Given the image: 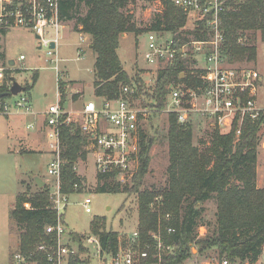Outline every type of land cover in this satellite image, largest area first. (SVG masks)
Wrapping results in <instances>:
<instances>
[{
	"label": "trees",
	"instance_id": "obj_1",
	"mask_svg": "<svg viewBox=\"0 0 264 264\" xmlns=\"http://www.w3.org/2000/svg\"><path fill=\"white\" fill-rule=\"evenodd\" d=\"M159 1L162 11L149 26L141 28L134 21L133 14L126 10L135 0H58L60 22L75 21L79 27L77 30L90 36V48L95 54V97L115 100L121 96L123 87L140 83L138 76L132 78L127 74L119 58L117 50L123 35L132 33L138 36L149 31L178 33L186 26L187 14L175 6L174 0ZM227 5L221 17L228 60L252 62L257 55V36L264 44V0H243L240 3L230 0ZM81 6L86 9L84 15H80ZM8 31L0 28V35ZM190 34L179 32L177 40L183 43ZM193 35L201 37L198 31ZM4 61L5 54L0 51V67ZM11 73L5 71L0 83V95L4 96L0 98V104L12 97L9 94ZM37 78L36 71L32 84L24 86L26 93ZM178 83L197 86L200 81L188 73L184 60L176 58L158 70L155 88L148 101L156 109H163L168 87ZM64 86L62 81L58 83L60 107L65 102ZM66 116L64 114L61 120ZM263 124L264 118L258 121L246 119L239 138L235 136V125L226 133L213 129L209 144L200 149L193 144V125H180L176 115L168 116L166 184L138 193V244L140 251L148 252V258L142 259L140 264H184L193 256V248L197 255L214 252L217 259L239 260L242 264H256L260 260L264 251V188L256 185V166L257 148L261 144L259 132ZM60 139V190L70 196L80 193L83 185L74 167L79 159L86 158L87 152L83 149L86 138L71 122L60 126ZM151 139L145 130H141L138 164L130 184L119 181L118 171L97 174L96 192H137L147 173ZM157 197L160 201H156ZM210 199L216 203L213 229L198 237V228L204 226L203 204ZM9 216L18 230V248L10 254L9 264H13L15 254L45 264L43 253L37 248L53 246L56 241L55 234L46 232V227L54 225L57 220V214L51 208L50 189L44 186L32 194L19 193ZM103 219H94L90 232L98 237L102 264H106L107 257L116 254L127 240L121 239L115 231H106ZM169 228L173 232L169 233ZM71 234L74 242L82 248L78 235ZM153 234L158 235L164 244L174 247L172 254L165 255L160 262L152 257L155 253ZM70 264H81V261L71 257Z\"/></svg>",
	"mask_w": 264,
	"mask_h": 264
},
{
	"label": "built area",
	"instance_id": "obj_2",
	"mask_svg": "<svg viewBox=\"0 0 264 264\" xmlns=\"http://www.w3.org/2000/svg\"><path fill=\"white\" fill-rule=\"evenodd\" d=\"M229 1L174 0L175 6L185 12L187 20L189 18L191 21L190 26L186 23L179 31L192 33L183 43L177 40L179 32L149 31L144 34L146 46L143 57L148 66L160 69L179 58L185 61L188 73L200 81L197 86L171 84L163 109H156L144 97L137 101L139 87L133 83L123 87L121 96L115 100L101 98L100 102H84L78 112L77 122H73L69 115L61 120L66 113L58 104L50 105L44 111V136L48 151L52 155L47 172L55 179V186L50 191V203L57 214L56 223L46 227L48 234H55V245H41L37 248L43 253L45 264H70L71 257L79 256L76 248L64 242V236L68 232L62 219L69 204V196L60 190L62 124L75 123L86 138L85 147L94 156L96 174L118 171L119 181L125 183V175L131 177L136 171L140 132L153 114H174L180 125H195L197 120H207L212 130L218 129L222 133L229 132L235 125L236 138H239L246 119L258 121L264 118V101L260 103L259 95L263 84L262 75L254 67L230 62L224 47L221 16L228 8ZM0 28L31 30L38 37L36 40L40 49H46V55L58 72L59 59L52 58L55 56L62 28L58 16V0H0ZM195 31L201 34L200 38L194 37ZM51 43L54 44L53 49L50 47ZM23 59V56L19 57V60ZM5 71L1 66L0 83ZM61 81L58 77L57 82ZM22 94L25 95H18L20 99L15 102L13 109L5 101L0 104V114L8 115L14 110L22 111L25 115H34L29 100ZM27 127L34 129L35 124H28ZM261 144L264 146V141ZM156 201H160V198L157 197ZM90 203V198H85L82 202L85 213H91ZM167 231L170 233L173 229L169 228ZM203 236L205 233L199 232L198 237ZM152 237L155 240V253L152 257L160 262L162 257L172 254L174 247L164 244L158 235L153 234ZM138 240V232L134 231L125 246H120L116 254L107 257L106 264H140L142 259L148 258L146 250L140 251ZM87 242L94 245L93 257L102 264L98 237L90 236ZM84 247L87 248L86 245ZM261 259L264 264V254ZM13 264H38V261H29L22 255L15 254ZM203 264L242 263L239 260L213 259Z\"/></svg>",
	"mask_w": 264,
	"mask_h": 264
},
{
	"label": "rangeland",
	"instance_id": "obj_3",
	"mask_svg": "<svg viewBox=\"0 0 264 264\" xmlns=\"http://www.w3.org/2000/svg\"><path fill=\"white\" fill-rule=\"evenodd\" d=\"M126 10L133 14L134 21L138 27L146 28L151 24L154 17L162 11V5L159 0H135L128 5ZM86 9L81 6L80 15H84ZM60 39L57 49L54 53L59 59L57 68L50 62L46 55V49H38V42L31 30L24 28L10 29L5 35H0V51L5 54V61L2 66L6 71H10L11 78L17 81L21 86L32 84V76L37 71L38 78L32 89L22 94L29 100L31 111L43 112L51 104L59 103L57 96V80L61 78L66 86L67 98L63 108L74 109L76 114H71V120H79V110L84 102L93 100L100 102L93 94V82L95 80V54L90 48L91 39L89 35L80 33L75 21L60 22ZM187 26L191 25L188 18ZM145 34V33H144ZM144 34L135 36L132 33L121 37L118 47V55L123 69L127 74L134 78L138 76L140 83L139 97L137 101L149 100L152 95L158 68L148 66L144 61V51L146 40ZM257 55L252 62H232L237 65H249L260 72L263 78V84L259 92L260 103L264 98V44L259 36L256 39ZM23 60H19L20 56ZM13 60L15 65L8 63ZM135 83V82H134ZM64 86V91H65ZM76 91L80 92L81 97L78 100L71 101L70 97ZM76 95H74L75 98ZM142 97V98H140ZM20 97L12 96L5 102L13 109L15 102ZM32 115H25L22 111L12 110L8 115L0 114V264H9L10 254L18 248V230L15 223L11 220L9 213L13 207L15 196L22 191L21 181L28 183L23 192L32 194L38 188L34 178L38 177L45 182L50 191L55 186V179L48 175V165L51 162L52 155L48 151L47 144L43 139V134L38 132V146H32L35 151H27L26 147L21 145L17 136L25 137L36 133L35 130L27 129L28 124H35L37 127L41 118L36 120ZM10 127L8 125L10 124ZM193 125V144L200 149L206 147L210 142V135L213 132L210 123L201 119ZM168 128V116L165 113H158L151 116L144 130L152 138V144L149 149V165L146 175L141 180L137 192L129 194H102L96 192V170L94 166V156L84 146L86 158L79 159L75 165L78 176L82 178L83 185L80 193H74L69 196V204L64 213V221L67 227V234L64 236V242L76 248L79 251L78 260L81 264H99L93 257L94 245L87 242V238L95 236L90 232L91 222L97 218H104V228L106 231H115L121 239L128 240L134 231H137L138 225V193L152 187H163L166 184V170L168 166V145L166 132ZM261 143L264 141V124L259 132ZM22 148V153L20 149ZM256 171L260 182L264 185V146L260 144L257 148V166ZM126 182L130 184L131 177L125 175ZM85 198H90L91 213H85L82 202ZM203 224L199 227V232L207 234L208 230L213 229L215 221L216 203L214 199L203 204ZM200 228H203L200 230ZM77 234L80 238V246L74 242L72 234ZM87 246L84 247V246ZM86 248V249H85ZM193 256L186 260L184 264H203L207 260L217 259V254L208 252L197 255L195 248L192 249ZM264 254V251H263ZM263 264L262 259L256 264Z\"/></svg>",
	"mask_w": 264,
	"mask_h": 264
},
{
	"label": "crops",
	"instance_id": "obj_4",
	"mask_svg": "<svg viewBox=\"0 0 264 264\" xmlns=\"http://www.w3.org/2000/svg\"><path fill=\"white\" fill-rule=\"evenodd\" d=\"M63 28V27H62ZM125 35H123L122 37H124ZM90 37V36H89ZM59 39H60V34H59ZM90 39V38H89ZM22 56V55H21ZM13 64L12 65H15V63H14V61L13 60H10ZM64 83V82H63ZM57 86H58V84H57ZM57 89H58V87H57ZM65 93H66V86H65ZM93 94H94V90H93ZM74 95H76L75 96V98H74ZM57 96H58V98L60 97V93H59V89H58V93H57ZM95 96V95H94ZM79 97H81V95H80V92L79 91H76V93L75 94H72L71 95V97H70V99H71V101H75V100H78L79 99ZM66 98H67V95H66V97H65V100H66ZM59 106H60V104L59 103H57ZM51 105H53V104H51ZM63 110H64V112L67 114V115H71V114H76V111L74 110V109H72V108H70V109H66V108H63V107H61ZM43 113H44V111L43 112H36V113H34V115H32L31 117H35L36 118V120L37 119H39V117L41 118V121L43 122ZM42 122H40L39 123V125L36 127L35 126V128L34 129H31V130H35L36 131V133H34V134H30V135H27V136H25V137H22V136H20L19 137V135L17 136V139H18V141H20L21 142V145L22 146H24V147H26V152L27 151H35V150H32L31 149V147L32 146H38L39 144H38V138H39V136L37 135V134H39L38 132H41L42 134H43V139L45 140V136H44V129H43V123ZM10 126H12L11 125V122H10V124L8 125V127H10ZM194 127V126H193ZM27 129H28V127H26ZM45 142H46V140H45ZM20 153H22V148L20 149ZM257 172V171H256ZM263 182L261 181L260 182V179H259V177H258V172H257V176H256V185H257V187L258 188H264V185L262 184ZM28 183H25L24 181H21V185H22V187L24 188L26 185H27ZM23 188H22V191H23ZM22 191H20V192H22ZM20 192H18L17 194H16V196L20 193ZM16 196H15V198H16ZM14 201H15V199H14ZM65 219V218H64Z\"/></svg>",
	"mask_w": 264,
	"mask_h": 264
},
{
	"label": "water",
	"instance_id": "obj_5",
	"mask_svg": "<svg viewBox=\"0 0 264 264\" xmlns=\"http://www.w3.org/2000/svg\"><path fill=\"white\" fill-rule=\"evenodd\" d=\"M36 39H38L37 36H35ZM50 47L53 49L54 48V44L51 43ZM91 47V46H90ZM38 49H40V47L38 46ZM10 66H12V62L9 61L8 63ZM26 91V88L24 86H21L17 81H15L13 78H11V86L9 88V94L11 96H17L19 95L20 93H24ZM4 96L0 95V98H2ZM34 182L36 184V186L40 189V188H43L45 186V182L38 178V177H35L34 178Z\"/></svg>",
	"mask_w": 264,
	"mask_h": 264
}]
</instances>
